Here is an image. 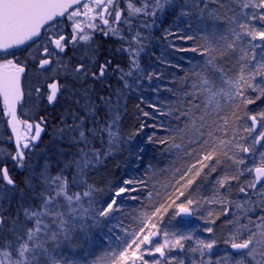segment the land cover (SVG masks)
<instances>
[{
	"label": "snow or ice",
	"instance_id": "1",
	"mask_svg": "<svg viewBox=\"0 0 264 264\" xmlns=\"http://www.w3.org/2000/svg\"><path fill=\"white\" fill-rule=\"evenodd\" d=\"M159 39L194 54L156 57L180 69L170 79L145 67ZM133 94L148 108L136 135L151 131L105 196L92 176L127 146L120 124ZM0 103L13 145L0 147V264H264V151L257 160L253 150L264 148V0H0ZM45 105L60 110L50 118ZM157 145L188 161L159 203L145 164ZM127 201L142 210L121 219ZM205 204L219 214L204 216ZM170 209L185 225L202 218L208 238L162 231Z\"/></svg>",
	"mask_w": 264,
	"mask_h": 264
},
{
	"label": "trees",
	"instance_id": "2",
	"mask_svg": "<svg viewBox=\"0 0 264 264\" xmlns=\"http://www.w3.org/2000/svg\"><path fill=\"white\" fill-rule=\"evenodd\" d=\"M172 20L173 17H168L167 20L164 21L163 25H161V27L155 31V36L156 37H162L163 36V29L169 27L170 24H172ZM189 44L191 42H188ZM152 50L156 53V56H149L145 58V67L148 68V71H158L164 74L165 78H171L172 73L175 71L177 73V75L180 74V69H173L168 67L167 65L161 64L160 60H169L172 61L173 63L178 62L179 57L181 55H186V56H192L194 54L192 53H176L173 52L171 49L167 48L166 43L162 40H154L152 45H151ZM161 53H163V55H161ZM156 57H159L160 60H158ZM149 65H153L154 67H148ZM186 67V64H185ZM159 83V82H157ZM145 96H151L152 93L149 92H145L144 93ZM126 109L124 110L123 114H122V121L120 124V129H121V133H122V137L124 138L125 142H126V147L120 146L118 147L117 150H114V154L111 155L105 162H103L102 166L99 167V170L95 172V174L92 176V179L95 180L97 183L100 184V187L102 189H104V193L103 195L106 196L109 185L113 182H115L117 179L124 177L128 171L127 165L128 162L132 159V157L129 155V151L131 149H135L136 146L138 144H140L142 138L145 136L146 132H150V129H145L144 132H140L139 136H137V130L139 128L140 123L142 122L143 118H142V113H141V109H143L144 111H147L148 108L146 105H142L140 104V99H139V95L138 94H133L132 96H130L126 101ZM137 105H140V107L138 108ZM57 105L53 106V107H49L46 105V110L48 113H51L52 116L50 118H54L55 114L58 112L57 110ZM3 133L9 134L8 133V128L7 125L4 124V129H3ZM241 135H246L245 133H243L241 131L240 133ZM5 137V135L3 136ZM131 138V139H130ZM46 142H47V137L45 138ZM5 146L7 149H11L13 146L7 143V140L4 138H0V146ZM255 147V146H254ZM153 154L155 155V159L153 160ZM159 155H164L165 160L167 159L168 163H160V161L158 162V156ZM182 155V153H181ZM171 159V160H170ZM174 158L169 157V155H166V153L162 152V146H149V151H147L145 153V164H147L149 161H151L154 165L155 168L158 169V166L160 164L162 168H164L163 174L162 176H165L164 174H166L167 176L170 177L169 183L173 180V176L175 175L174 172L171 171H166L165 169L171 167L172 169H174L176 167V165H174L173 161ZM163 162V161H162ZM188 161L187 160H179L177 167L179 168H184L187 165ZM13 175H15L16 173L13 172ZM142 174V173H141ZM171 192L172 188L168 187L167 189L163 190H159V192L161 193V196L159 198H157V202H163V198H164V194L165 191ZM211 194V189H209L208 191H205L204 189H200L198 192L195 193L196 197H199L201 195H209ZM103 198V197H100ZM146 203V202H145ZM142 210V205L141 203L137 202V201H127L125 203L124 206V210H123V214L121 216V219H124L125 217L131 216L132 213H136L137 215H139V213ZM143 210H147V208H144ZM220 210V208L218 209ZM174 215V212L172 209L169 210V214L164 216V225H165V230L168 231H173L172 228H170L168 226V223L172 217ZM206 216H207V212H206ZM222 216V215H221ZM178 220V218H177ZM203 225H205V222L201 221V229L198 230L197 235L201 236L202 238H208V234L204 233L202 231L203 229ZM125 226L129 227V230H135L137 227V223H134L133 220L131 219H126L125 220ZM163 228V229H164ZM162 229V231H163ZM226 232V231H225ZM117 235L121 238V239H126L127 237L125 236V233L122 231H118ZM118 244V241L115 239V237H113L111 240L106 241V243L100 245L99 247L94 249V255L95 253H103V251L105 250V248L112 246L116 247V245ZM82 251V250H81ZM92 257L90 256L89 259H91Z\"/></svg>",
	"mask_w": 264,
	"mask_h": 264
},
{
	"label": "rangeland",
	"instance_id": "3",
	"mask_svg": "<svg viewBox=\"0 0 264 264\" xmlns=\"http://www.w3.org/2000/svg\"><path fill=\"white\" fill-rule=\"evenodd\" d=\"M26 84H27V82H25V85ZM56 108H57L58 111L60 110V106L59 105H57ZM22 111L24 113H28V108H25ZM22 118H24V117L22 116ZM6 122H7V120L4 117L3 110H2V103H0V138H2V139H4V138L7 139V134L6 133H3L4 124L6 125ZM4 135H5V137H3ZM0 147L6 148L3 145L0 146ZM261 151H264V148H262L260 151L256 152L257 153V156L255 158L257 160L259 159L258 153L261 152ZM166 155H169V157L174 158L172 162H174V165H176V167H177V164H178V161L179 160L171 152L166 153ZM158 159H159L158 162L160 161V163H168V162H171V161H168L167 159L165 160L164 155H159L158 156ZM252 159H253V157H248L247 158L249 164H251ZM161 165L162 164H160L158 166V169H156V171H157V181H158V183H157V189L164 191L165 189L168 188L167 186L169 185L170 177L167 176L166 174H164L165 176H162L161 170H164V168H162ZM165 170L166 171H171L172 168L169 167V168H167ZM234 191L236 193H238V188L235 189ZM194 196H196V195L194 194ZM219 208H220L219 205H207V204H205L201 208V211L204 212V216H206V212H208L209 210L210 211H213V213L215 215V214H219V212H220V210H218ZM224 220H225V217L222 215V216H220V219L217 220V222H216V226L214 228V231H215L217 237L226 235V232L225 231H226V227L227 226L224 224ZM201 221L204 222V220L202 218L201 219H197V218L194 217L193 220L187 221V224L185 225L184 222L179 221V219L178 220L177 219H173V217H172V219L169 222H167V223H168V226L170 228H172L173 231L176 230V228H180L182 231L187 230V228H193V229H197V232H198V230H200L201 227H202L201 226ZM203 226H205V225H203ZM163 230H165V228ZM161 239H162V237H161ZM112 247H113V245H112ZM219 247L221 249H223L226 246L221 243L219 245ZM95 255H99V253H95Z\"/></svg>",
	"mask_w": 264,
	"mask_h": 264
},
{
	"label": "flooded vegetation",
	"instance_id": "4",
	"mask_svg": "<svg viewBox=\"0 0 264 264\" xmlns=\"http://www.w3.org/2000/svg\"><path fill=\"white\" fill-rule=\"evenodd\" d=\"M48 106V105H47ZM45 108H46V105L44 106ZM262 148H260L259 146H255V147H253V150H254V152H258V151H260ZM249 157H251V156H249Z\"/></svg>",
	"mask_w": 264,
	"mask_h": 264
},
{
	"label": "water",
	"instance_id": "5",
	"mask_svg": "<svg viewBox=\"0 0 264 264\" xmlns=\"http://www.w3.org/2000/svg\"><path fill=\"white\" fill-rule=\"evenodd\" d=\"M18 115H19V108H18ZM8 127H9V129H10V126L8 125ZM10 132H11V129H10ZM12 134V133H11ZM194 217H192V218H185L186 220H191V219H193Z\"/></svg>",
	"mask_w": 264,
	"mask_h": 264
},
{
	"label": "bare ground",
	"instance_id": "6",
	"mask_svg": "<svg viewBox=\"0 0 264 264\" xmlns=\"http://www.w3.org/2000/svg\"><path fill=\"white\" fill-rule=\"evenodd\" d=\"M7 141H8V137H7V139H6Z\"/></svg>",
	"mask_w": 264,
	"mask_h": 264
}]
</instances>
